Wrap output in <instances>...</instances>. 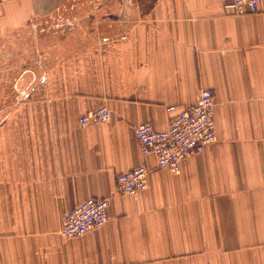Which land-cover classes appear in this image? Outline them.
<instances>
[{"label": "crops", "instance_id": "1", "mask_svg": "<svg viewBox=\"0 0 264 264\" xmlns=\"http://www.w3.org/2000/svg\"><path fill=\"white\" fill-rule=\"evenodd\" d=\"M226 2L134 0L81 72L51 71L22 104L0 105V264H264V0L242 14ZM31 3L0 0V34ZM202 88L217 141L177 173L158 168L135 125L166 128L168 106ZM102 105L110 121L80 123ZM141 164L148 187L120 193L118 174ZM107 195L105 225L61 236L69 208Z\"/></svg>", "mask_w": 264, "mask_h": 264}, {"label": "rangeland", "instance_id": "2", "mask_svg": "<svg viewBox=\"0 0 264 264\" xmlns=\"http://www.w3.org/2000/svg\"><path fill=\"white\" fill-rule=\"evenodd\" d=\"M31 1L27 19L0 34V105L13 94L11 106L22 104L51 71L81 72L79 65L119 39L120 15L134 0Z\"/></svg>", "mask_w": 264, "mask_h": 264}, {"label": "built area", "instance_id": "3", "mask_svg": "<svg viewBox=\"0 0 264 264\" xmlns=\"http://www.w3.org/2000/svg\"><path fill=\"white\" fill-rule=\"evenodd\" d=\"M262 0H227L225 6L235 13H256L260 11ZM216 96L212 89L202 88L196 100L177 110L166 128H158L152 121L135 125V132L145 155H151L160 169L177 173L182 162L190 156L202 153L209 144L217 141L215 119ZM112 110L107 105L83 113L79 121L82 125L110 121ZM150 168L141 164L117 176V189L120 193L134 195L149 185ZM111 196L88 197L76 206L69 208L63 217L60 234L64 238L82 236L100 228L109 220L108 206Z\"/></svg>", "mask_w": 264, "mask_h": 264}]
</instances>
